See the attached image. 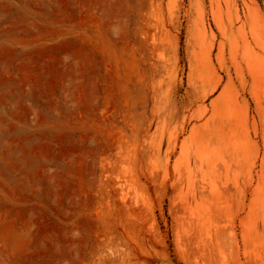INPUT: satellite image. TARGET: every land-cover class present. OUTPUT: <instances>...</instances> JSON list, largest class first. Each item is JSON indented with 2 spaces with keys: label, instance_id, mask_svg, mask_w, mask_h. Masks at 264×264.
Returning a JSON list of instances; mask_svg holds the SVG:
<instances>
[{
  "label": "rangeland",
  "instance_id": "374dc122",
  "mask_svg": "<svg viewBox=\"0 0 264 264\" xmlns=\"http://www.w3.org/2000/svg\"><path fill=\"white\" fill-rule=\"evenodd\" d=\"M264 264V0H0V264Z\"/></svg>",
  "mask_w": 264,
  "mask_h": 264
},
{
  "label": "bare ground",
  "instance_id": "6f19581e",
  "mask_svg": "<svg viewBox=\"0 0 264 264\" xmlns=\"http://www.w3.org/2000/svg\"><path fill=\"white\" fill-rule=\"evenodd\" d=\"M159 264H165V263H159Z\"/></svg>",
  "mask_w": 264,
  "mask_h": 264
}]
</instances>
